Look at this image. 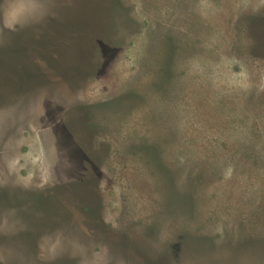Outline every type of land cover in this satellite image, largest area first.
Masks as SVG:
<instances>
[{"label": "rangeland", "instance_id": "374dc122", "mask_svg": "<svg viewBox=\"0 0 264 264\" xmlns=\"http://www.w3.org/2000/svg\"><path fill=\"white\" fill-rule=\"evenodd\" d=\"M0 264H264V0H0Z\"/></svg>", "mask_w": 264, "mask_h": 264}, {"label": "trees", "instance_id": "16d2710c", "mask_svg": "<svg viewBox=\"0 0 264 264\" xmlns=\"http://www.w3.org/2000/svg\"><path fill=\"white\" fill-rule=\"evenodd\" d=\"M149 150H147V152L151 155V156H154V153H151L150 152V149L151 148H148ZM172 197V198H171ZM180 197V196H179ZM179 197L178 196H176V194H174L173 196H169V200H181V199H179Z\"/></svg>", "mask_w": 264, "mask_h": 264}]
</instances>
